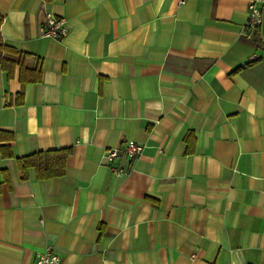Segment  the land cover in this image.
Wrapping results in <instances>:
<instances>
[{
    "label": "crops",
    "instance_id": "obj_1",
    "mask_svg": "<svg viewBox=\"0 0 264 264\" xmlns=\"http://www.w3.org/2000/svg\"><path fill=\"white\" fill-rule=\"evenodd\" d=\"M179 2L0 0L3 42L42 67L20 99L0 67V264H264V34L249 0ZM126 140L141 155L107 163ZM60 149L63 176L22 178Z\"/></svg>",
    "mask_w": 264,
    "mask_h": 264
},
{
    "label": "trees",
    "instance_id": "obj_2",
    "mask_svg": "<svg viewBox=\"0 0 264 264\" xmlns=\"http://www.w3.org/2000/svg\"><path fill=\"white\" fill-rule=\"evenodd\" d=\"M2 19L0 18V26ZM264 34V27L258 29ZM248 62L245 66L252 64ZM0 67L6 73L7 78L13 76V70L18 67L19 69V82L21 90L18 93L19 99L22 97L23 87L27 83H39L42 78V67L38 61L33 67L31 64V56L26 53L17 51L16 49L6 45L3 42L0 33ZM70 149H60L53 151H40L30 155H26L18 159V167L21 172L22 178L26 177V170L33 168L35 170L36 178L38 180H48L52 178L61 177L65 174L66 160L70 155ZM9 152L3 151L4 157H9ZM0 184V193H1Z\"/></svg>",
    "mask_w": 264,
    "mask_h": 264
},
{
    "label": "built area",
    "instance_id": "obj_3",
    "mask_svg": "<svg viewBox=\"0 0 264 264\" xmlns=\"http://www.w3.org/2000/svg\"><path fill=\"white\" fill-rule=\"evenodd\" d=\"M185 0H180L183 4ZM46 25L41 28L40 35L45 38L60 40L67 35L68 29L63 18H58L52 13L45 14ZM247 27L251 30L261 29L264 26V0H249L248 3V19ZM143 146L132 141L126 140L121 147L109 148L105 153V160L110 163L119 159L122 154L129 162L135 160L142 153ZM109 168L116 176H121L125 173L124 169L109 164ZM33 264H62L59 256L50 249H46L40 254Z\"/></svg>",
    "mask_w": 264,
    "mask_h": 264
}]
</instances>
